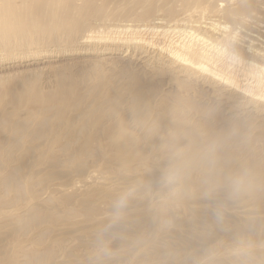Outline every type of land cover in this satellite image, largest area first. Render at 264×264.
Wrapping results in <instances>:
<instances>
[{
	"label": "bare ground",
	"instance_id": "6f19581e",
	"mask_svg": "<svg viewBox=\"0 0 264 264\" xmlns=\"http://www.w3.org/2000/svg\"><path fill=\"white\" fill-rule=\"evenodd\" d=\"M180 3L190 8L178 16V9L184 7ZM100 20L113 25L102 27L99 22V26ZM128 22L139 25H125ZM123 32L130 34L122 38ZM63 42L77 46L76 52L94 42L106 45L88 50L101 56L91 61L105 67L116 97L104 115L98 113L105 105L101 94L89 99L74 81L67 85L62 74L58 89L49 94L37 86L39 79L33 80L32 73V79L26 72L17 75L21 71L1 79L0 195L20 200L10 210L11 205L5 206L7 201L0 197V217L8 215L0 219V223L7 221L0 224V256L10 245L20 249L19 257L12 253L11 258L3 256L1 263L99 264L105 258L101 264H126L138 245L137 258L127 259L136 264H146L147 258L154 264H264V244L245 237L235 245L222 239L203 256L192 251L189 243L197 237L186 231L189 241L175 230L171 237L168 224L182 227L184 223L171 217L176 205L162 201L177 198L194 214L208 210L207 205L217 199L226 207L228 198L264 210V0H0V65L15 64L18 55L24 56L32 46L59 47ZM129 70L137 77L132 85L127 80ZM159 83L169 90L157 94L151 85ZM25 110L28 114L22 117L19 113ZM250 131L256 133V141L248 137ZM90 159L94 165L86 166ZM54 181L58 182L50 185ZM169 182V188L153 187ZM44 184L46 191L39 194L35 186ZM142 186L151 195L145 199L159 211L132 208L139 200L130 197L133 192L127 189L138 191ZM153 189L162 194L153 196ZM171 190L174 193L166 195ZM193 203L199 208L193 209ZM127 208L136 211L128 209V213ZM81 215L87 218V226L119 233L122 240H116L122 246L104 256L64 251L60 262L59 253L69 239L56 237L59 219L74 221ZM127 218L137 226L138 218L143 219L144 234L142 228L132 231L135 226ZM79 222L85 225L82 220L65 226L78 229ZM51 236L54 240L46 244L44 239ZM183 241L185 247L178 244ZM80 242L83 248L95 249ZM164 250H180L182 255L171 259L165 255L159 261Z\"/></svg>",
	"mask_w": 264,
	"mask_h": 264
},
{
	"label": "rangeland",
	"instance_id": "374dc122",
	"mask_svg": "<svg viewBox=\"0 0 264 264\" xmlns=\"http://www.w3.org/2000/svg\"><path fill=\"white\" fill-rule=\"evenodd\" d=\"M182 1H184V0H182ZM184 3V2H183ZM181 4L182 3H180V6H181ZM182 5H184V7L182 6L180 9H181V11H180V9H178L179 11H178V14H176V15H178V16H180L181 14L180 13H182L184 10H186V9H189L190 8V6L189 7H187V5H185V4H182ZM179 6V7H180ZM186 6V7H185ZM183 10V11H182ZM180 12V13H179ZM184 13V12H183ZM159 17V16H158ZM161 17V16H160ZM168 17V16H167ZM99 22H102L103 23V25H101V24H99ZM98 23V25L100 26H111V25H113V23H105V22H103L102 20H100V21H98L97 22ZM127 23V22H126ZM125 23V25H139V24H135V23H132V22H128V24H126ZM130 23V24H129ZM119 24H121V23H119ZM99 30V29H98ZM97 30V31H98ZM126 33H128V32H123L122 34H121V37L122 38H127L128 36H129V34L130 33H128V34H126ZM114 36H116V35H114ZM157 37V36H156ZM46 44H44L42 47H44V48H42V47H40V48H38V47H30L26 52H25V55L23 56V54H21V55H18V56H16V57H18V61L17 62H15V64L14 63H8V64H3V65H0L1 67H0V81H2L3 79H5V80H7V78H9V77H11V76H14V75H16L19 71H21V72H19L17 75H19V74H23V73H29L28 75H30V77H31V73L33 74V76H34V78H33V76L31 77V79L33 78V80H37V79H39L38 80V84H37V86L39 87V88H41V89H43V91H45V93H52L54 90H56V89H58V88H56V86L58 87V81H59V79H60V76H61V74L63 75V77H64V79H65V81H66V84L67 85H69V81H74V84H75V86H76V88L77 89H85V90H83L84 91V94L89 98V99H91V97H95L96 95H97V93L98 94H101V96L102 97H104L103 99H102V101H104V103H105V105H104V107H103V109H100V111L98 112V113H102V114H104V115H106L109 111H111L110 109H112V106H111V99H113V98H115L116 97V92H114V90L113 89H111V86H109L111 83H107V79L110 77L108 74V72L103 68V67H100L99 66V64H97L96 62V64L93 62V61H91V60H93V59H98V58H100L101 56H96V55H94L93 53H91L88 49H91V48H97L98 47V49H103L104 47H106V45L104 44V43H99L98 44V42H94V44H92V45H90V47L89 48H87V50L86 49H84V51L83 50H81V51H77L76 52V50L78 49V47L76 48V47H70V45H68V44H66V43H62L59 47H56V45L55 44H52L51 43V46H50V44H47L46 46H45ZM48 45L50 46V47H48ZM66 45H67V47H66ZM54 46V47H53ZM69 46V47H68ZM101 46V47H100ZM111 46H109L108 48H109V50H111L112 48H110ZM33 50H32V49ZM36 48H38V49H36ZM47 48H48V50H47ZM76 48V49H75ZM55 49V52H54V54L53 55H50V54H47V53H51L52 52V50H54ZM58 49V50H57ZM68 49V50H67ZM72 49V50H71ZM80 49V48H79ZM101 49V50H102ZM105 49V48H104ZM30 50V51H29ZM43 50H45V51H43ZM60 50V51H59ZM61 50H62V52H61ZM74 50V51H73ZM42 51V52H41ZM83 51V52H82ZM28 52V53H27ZM31 52V53H30ZM36 52V53H35ZM47 52V53H46ZM61 52V53H60ZM26 53H27V55H26ZM38 53V54H37ZM44 53V54H43ZM56 53V54H55ZM62 54V55H59V54ZM74 53V54H73ZM76 53V54H75ZM85 53V54H84ZM29 54V55H28ZM36 54V55H35ZM40 54H42V55H40ZM58 54V55H57ZM49 55V56H48ZM79 55V56H78ZM89 55V56H88ZM124 55V54H123ZM26 56V57H25ZM39 56V57H38ZM106 56H108V55H106ZM105 56V57H106ZM23 57V58H22ZM29 57V58H28ZM36 57V58H35ZM96 57H98V58H96ZM15 58V57H14ZM27 58H28V60H27ZM33 58H35V59H33ZM5 59H7V58H5ZM33 59V60H32ZM32 60V61H31ZM87 61V62H86ZM91 61V62H90ZM19 64V65H18ZM17 65V66H16ZM65 66V67H64ZM96 66H98V67H96ZM4 67H5V69H4ZM8 67H10V68H8ZM14 67V68H13ZM95 67H96V69L98 70V71H96V69H95ZM99 67H100V69H99ZM88 68V69H87ZM103 70H102V69ZM13 69V70H12ZM85 69H87V70H85ZM95 69V70H94ZM106 69H108V68H106ZM24 70H26V71H24ZM10 71V72H9ZM33 71V72H32ZM34 71H36L35 73H34ZM88 71V72H87ZM94 71V72H93ZM4 72V73H3ZM83 72V73H82ZM98 72V73H97ZM105 72V73H104ZM107 72V73H106ZM5 73H6V75H5ZM14 73V74H13ZM38 73V74H37ZM41 73V74H40ZM129 74H127V80L129 81V83H131V85H132V83H134L133 82V79H136L137 77H136V75H134L135 73L134 72H132V71H130L129 70V72H128ZM3 74V75H2ZM9 74V75H8ZM11 74V75H10ZM13 74V75H12ZM36 74V75H35ZM132 74H133V76H132ZM39 75H41V76H39ZM92 75H94V76H92ZM103 75V76H102ZM5 76V77H4ZM87 76V77H86ZM7 77V78H6ZM69 77H70V79H69ZM95 77H96V79H95ZM91 78V79H90ZM129 78V79H128ZM2 79V80H1ZM93 79V80H92ZM90 81V82H89ZM95 81H96V83H95ZM99 81V82H98ZM115 83H117V82H115ZM83 84H84V86H83ZM120 85H122V83L120 84ZM159 86H157V85H154V84H152L151 86H154L155 87V89H156V91H157V94L158 93H164L165 91H167V90H169V89H167V88H169L168 86L166 87V85L165 84H163V83H159L158 84ZM162 85V86H161ZM117 86V87H116ZM150 86V85H149ZM96 87V88H95ZM98 87V88H97ZM115 87L116 88H122V87H120L119 85H115ZM160 87V88H159ZM162 87H164V88H162ZM166 87V88H165ZM87 88V89H86ZM102 88V89H101ZM97 89H99V90H97ZM102 91H101V90ZM176 89V88H175ZM105 90V91H104ZM171 90V89H170ZM99 91V92H98ZM110 91V92H109ZM88 92V93H87ZM102 92V93H101ZM107 92V93H106ZM111 93V94H110ZM109 96V97H108ZM131 97H132V94H131ZM108 101H110V102H108ZM9 107H11L10 105L8 106V109H10ZM106 109V110H105ZM10 111H12V109H10ZM104 111V112H103ZM27 113V111L25 110L23 113H19V114H21L22 115V117H25V115H26V113ZM23 114H25V115H23ZM28 114V113H27ZM28 117H26V119H27ZM47 135H49L48 133H47ZM248 137H251V138H253L252 139V141H256L257 139H256V133H252L251 131L249 132V136ZM94 160L93 159H90V160H88V161H86V166H93L94 165ZM105 162L104 161H100V164L102 165V164H104ZM45 168H46V166L44 165V166H41L40 167V169L42 170H45ZM9 170V169H8ZM8 170L6 171V172H4V173H1V174H7V172H8ZM74 169H72L71 171H73ZM97 170V169H96ZM164 180H162V181H160V182H163ZM58 181H54V182H50V185L51 184H55V183H57ZM36 184H38V183H36ZM161 183H159V186H158V183H156L153 187L155 188V187H159L160 189H165V188H169L170 187V182L169 183H167V185L166 184H163L162 186L160 185ZM169 184V185H168ZM45 186H46V184H44L43 186H41V185H37V186H35L36 187V189L35 190H37L38 192H39V194H44V192L46 191V190H44L45 189ZM152 187V188H153ZM42 191V192H41ZM140 191V192H139ZM154 189L152 190V193H153V196H157V195H161L162 194V191H154ZM174 191H176V189L174 190ZM127 192H133V193H130L129 194V196L130 197H132V198H134V196H135V199H138L139 201H138V203L136 204V205H132V208H138V209H142V210H144V209H146V212H148V213H155V212H157V211H159L160 209V207H157L156 208V206H154L153 205V202H151L150 200H148V199H145V198H150L151 199V195L149 196V195H147V192L144 190V187L142 186L140 189H138V191L136 190V188H131V190L130 189H127ZM168 192V193H167ZM167 192H165V194L166 195H168V194H171L173 191L171 190L170 192L169 191H167ZM174 193V192H173ZM6 195L7 194H4V195H0V197L2 198V199H4L5 201H7V203H6V205L5 206H8L9 204L11 205V208H10V210L12 209V208H14L16 205H18L19 203H20V200H18L17 198H13V197H6ZM142 195V196H141ZM202 195H198V198L200 199V197H201ZM58 197V196H57ZM56 197V198H57ZM59 198V197H58ZM11 199V200H10ZM155 199H157V200H162L161 198L160 199H158V197L157 198H155ZM16 200V201H15ZM218 201L216 202V204L214 203L215 201H213L210 205H207L208 206V210H207V208H206V206H205V210H206V212H205V210H204V212H198V214H194V213H191V212H188L187 210H185L184 209V206H183V203H181V202H179V200H177V198H176V200H174V201H172V200H169V199H167V198H165V199H163L162 201H168L167 202V204H169V205H176V210H173L172 211V213L174 214V215H171V217L173 218V221H181L182 222V224L184 225V226H182V227H176V226H174V225H172L171 226V224L172 223H169L168 224V226L166 227V228H168V229H170L169 231L170 232H172V233H174V234H172L171 233V237L172 238H174L175 237V232H174V230L177 232V234L176 235H178V237H180V236H182V234H184L183 236L186 238V237H188L187 235H189V232L191 233L189 236L191 237V236H193L194 235V237H197V238H195V239H193V240H191L190 241V239L191 238H187L189 241H190V245L193 247L192 248V251H195L196 253H198V254H200L201 256H203L204 254H206V253H208L209 251H211L212 249H214L215 247H216V244L218 243V242H220V240H225L226 242H228V243H230L231 245H235V244H238L237 242H236V240L238 239V238H241V240L243 239L244 240V237H245V240H250V239H252L251 240V242H257V244H264V222H262V221H264V210H257V209H255V208H252L251 207V205H250V202L249 201H246V203L247 204H245V205H240V204H234V203H236L235 202V200H232V199H230L229 200V198L227 199V205H226V207H223V206H221V205H219V201H221L220 199H217ZM170 201V202H169ZM177 201H178V203H180L179 205H178V203H177ZM224 201V200H223ZM229 201H230V203H229ZM232 201V202H231ZM144 203V206L141 208V206H140V203ZM172 202H175V203H177V204H174V203H172ZM171 203V204H170ZM221 203H222V201H221ZM233 203V204H232ZM201 204H203V203H201ZM218 204V205H217ZM250 206H249V205ZM147 205V206H146ZM152 205V206H151ZM177 205H178V207H177ZM233 205V206H232ZM234 205H236V206H234ZM194 206V207H193ZM213 206H215V208H214V210H213ZM231 206V207H230ZM239 206V207H238ZM104 207H106V205H102V210L105 212V209H107V208H104ZM150 207V208H149ZM179 207H181V208H179ZM191 207L193 208V209H196V208H199L198 207V205L197 204H195V203H193V204H191ZM196 207V208H195ZM234 207V208H233ZM237 207L239 208V209H237ZM132 208H127L126 209V211L128 210V209H130V211H132V213H134V211H136L135 209H133L132 210ZM191 208V209H192ZM220 209H222V210H220ZM230 209V210H229ZM234 209L235 210H237L236 212L238 213H236L235 212V214H234ZM16 210V209H15ZM63 211H64V209H62ZM224 210V211H223ZM232 210V211H231ZM180 211V212H179ZM209 211L211 212V213H213L214 212V214L216 215L215 217H214V214H210L209 213ZM218 211V212H217ZM224 212V214H222L223 212ZM248 211L250 212V214L248 213ZM128 213H131V212H129V211H127ZM181 212H182V214H181ZM184 212V213H183ZM233 212V213H232ZM171 213V214H172ZM175 213L177 214V213H179V215L177 214V215H175ZM201 213H205L204 214V216L203 215H200ZM208 216H207V215ZM8 215H6V216H4V217H2V218H6ZM134 216V215H133ZM182 216V217H181ZM184 216V217H183ZM199 218H198V217ZM231 218H230V217ZM234 216V217H233ZM128 217V216H127ZM203 217V218H202ZM208 217V218H207ZM1 217H0V219H2ZM131 218V217H130ZM201 218V219H200ZM205 218H207V219H205ZM214 218H216V220H214ZM236 218V219H235ZM86 219V220H85ZM121 219V218H120ZM118 220V219H115V221H119V222H121L123 219H125V218H123L122 220ZM198 219H200V220H202L201 222H199L198 221ZM204 219V220H203ZM211 219V220H210ZM241 219H243V220H241ZM246 219H247V223H246ZM82 220L84 221V223H85V225L84 224H81L80 222L79 223H77V224H80V225H82V226H80L79 225V227H78V229L75 227V228H72V226L70 227L69 225L68 226H65V225H67V223L69 224V222H78V221H81L82 222ZM127 220H129V218H127ZM127 220H123V221H127ZM141 220H142V222L144 221L143 219H141V218H138V226L139 225H141V226H137V224H135V225H133L134 223H133V221H131L130 222V220H129V222H128V224H131L130 226L132 227V225L133 226H135L134 228H131L132 229V231H140L141 229L140 228H142V230L140 231V232H143L142 234H144V228L145 227H143V224L141 223ZM207 220V221H206ZM232 220L234 221L233 223H228L229 221H231L232 222ZM261 220V221H260ZM59 221H60V223H59V226H60V228L58 227L57 229V231H58V233L59 234H56V237H57V235L59 236V237H62V236H65V237H67L66 238V240L67 239H69V241L67 242L66 241V243L63 245V247H64V249L63 250H61L60 251V253H59V255H60V262L62 261V259L61 258H63V256H61V254L65 251L67 254L68 253H72V252H74L76 255H78V256H81L82 254H81V252L82 251H85L86 253H93V254H95V255H102V256H104V255H109L110 253H112L113 252V250L115 251V250H117L118 249V247H120V246H122V245H120V243L118 242V240L120 239V241L122 240L121 239V236H119V233H117L116 234V236H115V233H112V232H105L104 231V228L103 227H101V226H98V225H88L87 226V218L84 216V215H81V216H78L77 217V219H74V221L73 220H69V219H65V218H60L59 219ZM193 221V222H192ZM194 221H196L197 223H194ZM206 221V222H205ZM210 221V222H209ZM239 221H244L245 222V225H244V222H239ZM248 221H249V223H248ZM5 222H7L6 220L3 222V223H5ZM87 222V223H86ZM189 222H191L190 224H189ZM208 222V223H207ZM217 222H219V223H217ZM3 223H0V224H3ZM65 223V224H64ZM83 223V222H82ZM137 223V222H136ZM186 223V224H185ZM199 223V224H198ZM201 223V224H200ZM206 223V224H205ZM221 223H223V224H221ZM243 223V224H242ZM73 224H75V223H73ZM89 224V223H88ZM197 224V225H196ZM202 224H205V226L204 225H202ZM207 224H208V226H209V229L208 228H206V226H207ZM212 224H214L213 226H212ZM216 224V225H215ZM263 224V225H262ZM84 225V226H83ZM196 225V226H195ZM203 226V228H204V230H203V228H201V227H198V226ZM221 225V226H220ZM248 225V226H247ZM62 226L64 227V228H62ZM207 226V227H208ZM217 226H219L220 228H221V230H219L220 228L219 227H217ZM67 228V230H66V228ZM85 227H86V230L85 231H83V229H85ZM99 227V228H98ZM103 228V229H101V228ZM139 229H138V228ZM191 227V228H190ZM195 227H198V228H195ZM216 227V228H215ZM240 227V228H239ZM62 228V229H61ZM70 228V229H69ZM73 230H72V229ZM99 229L98 231L97 230H95V229ZM136 228L138 229V230H136ZM174 228H176V229H174ZM181 228H182V230H181ZM185 228H187V229H185ZM199 228H201L202 230H199V231H197ZM219 228V229H218ZM76 229V230H75ZM92 229H94L95 230V232L93 233L92 231H94V230H92ZM197 229V230H196ZM210 229H211V231H210ZM212 229H215L214 231H215V233L212 231ZM217 229L219 230V232H216L217 231ZM260 229H262L260 232H259V230ZM61 230V231H60ZM89 230H90V232H89ZM92 230V231H91ZM106 231H107V229H105ZM157 230H159L160 231V229H157ZM173 230V231H172ZM206 230V231H205ZM208 230H209V232H208ZM239 230H242V231H239ZM60 231V232H59ZM65 231H69V234L68 233H65ZM73 231H74V233L75 234H72L73 233ZM87 231H88V233H87ZM97 231V232H96ZM129 231V230H128ZM182 231H184V232H182ZM188 232V234H187V232ZM194 231V232H193ZM201 231H202V233H203V231L209 236V237H212V239L209 241V242H207L206 240H204V239H207V238H205V237H207V235H205V234H203V235H205V237L202 235V233H201ZM82 232V233H81ZM84 232V233H83ZM105 232V233H104ZM148 232H151V231H147V233ZM178 232H182V233H178ZM213 232V233H212ZM95 233H97V235L95 234ZM108 233V234H107ZM208 233H210V234H208ZM79 236H82V235H84V237L82 236V239H81V237H79ZM112 234V235H111ZM187 234V235H186ZM193 234V235H192ZM258 234V235H257ZM92 236V238H89V239H91V240H89L88 239V237L89 236ZM101 235V236H100ZM115 236V238H114V236ZM133 235H135V234H133ZM213 235H215V236H213ZM30 236H32V238H33V235H30ZM68 236H70V237H68ZM85 236H86V238H85ZM90 236V237H91ZM255 236H257L256 238H255ZM72 237V238H71ZM101 237H103V238H101ZM184 237H182L184 240H185V238ZM204 237V238H203ZM94 238V239H93ZM98 238V239H97ZM106 238H109L110 239V241L108 240L107 242H105V239ZM116 238L118 239V240H116ZM65 239V238H64ZM100 239H101V241H100ZM115 239V240H114ZM186 239V240H187ZM6 240H12L11 238H7L6 237ZM52 240H54V237L53 236H51V237H48V238H46V239H44V242H46V244L49 242V241H52ZM73 240V241H72ZM80 240L81 241H85L86 242V244H88V245H93V246H95V249H93V250H89L88 248H83L82 247V242H80ZM185 240V242H189L188 240L186 241ZM262 240V241H261ZM100 241V242H99ZM102 241H103V243H102ZM184 241H183V243H178V244H182L184 247H185V243ZM262 242V243H261ZM21 243L23 244V243H28L27 241H24V240H21ZM29 247H30V245H28ZM27 246V247H28ZM147 246V245H146ZM146 246H144L143 247V249H145L146 248ZM9 247H12V248H10V249H8V250H5L4 251V255H3V252L1 253V256H0V263H1V259L2 258H11V257H13V256H15L16 254L18 255V257H19V255H20V249L18 250V251H15L16 249H15V247L14 246H12V245H10ZM16 247H18V246H16ZM78 247V248H77ZM85 247H86V245H85ZM138 247V245L135 247V249L134 250H136L135 252H134V254H132V255H130V257H127V259L128 258H130V259H132L131 257H135L136 255H138V252L137 251H139L140 252V248H139V250L138 249H136ZM148 247V246H147ZM114 248V249H113ZM183 248V247H182ZM73 249V250H72ZM113 249V250H112ZM147 249H149V248H147ZM69 250H71V251H69ZM133 250V251H134ZM166 250H164V253H166V254H164V253H160V255H159V257H157V258H159V261L162 259V260H164L163 258H161L162 256H165L166 255V258H168V259H171L172 257H176V256H180V255H182V252L179 250V251H177V253H176V251H170V250H168V251H170V254L168 253V251H166ZM105 252H106V254H105ZM13 253V254H12ZM14 253H16V254H14ZM38 253H41V252H38ZM42 253H45V252H42ZM99 253V254H98ZM171 253H172V255H171ZM13 256H12V255ZM140 254V253H139ZM174 254V255H173ZM4 256V257H3ZM140 256V255H139ZM150 256V255H149ZM170 256V257H169ZM136 258H137V256H136ZM156 258V259H157ZM104 259L105 258H102V259H100L97 263H99V264H101V263H104L103 261H104ZM126 259V261H127V263L126 264H130V263H132V264H136V263H134L135 261H133V260H131L130 261V259L129 260H127ZM148 260H146L147 262H146V264H151V262H153L152 264H154V261H152V260H150V258H147ZM29 260V259H28ZM28 260H27V263H28ZM41 262V261H40ZM157 261H155V263H156ZM2 264V263H1ZM19 264V263H18ZM20 264H24L23 262L22 263H20ZM30 264H33V260H31V262H30ZM40 264V263H39ZM41 264H45V261L43 262V263H41ZM118 264H122V263H118ZM124 264V263H123ZM157 264V263H156Z\"/></svg>",
	"mask_w": 264,
	"mask_h": 264
}]
</instances>
